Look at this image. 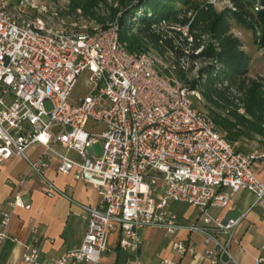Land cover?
<instances>
[{"label":"built area","instance_id":"obj_1","mask_svg":"<svg viewBox=\"0 0 264 264\" xmlns=\"http://www.w3.org/2000/svg\"><path fill=\"white\" fill-rule=\"evenodd\" d=\"M64 10L43 0H0V164L22 158L43 184V195L53 198L61 192L47 171L56 163L57 173L92 186L100 202L83 207L88 228L80 246L47 261L33 238L22 263L99 264L115 235L118 247L134 255L127 262L142 264L140 232L149 227L170 236L202 235L210 264H237L230 249L240 220L211 210L231 211L230 199L240 191L264 209V178L253 170L264 154L237 150L196 107L204 103L202 93L176 76L180 67L187 81L194 77L199 60L189 73V48L177 67L171 52H129L119 36L121 14L100 25L80 12L64 18ZM155 28L181 33L189 46L193 41L188 26L163 21ZM85 71L90 94L71 105L69 95ZM97 141L99 156L93 152ZM35 144L43 152L34 160L26 152ZM171 203L192 206L201 222L181 225ZM11 206L29 208L18 196ZM9 219L1 215L0 247ZM171 248L180 257L194 254L187 243ZM254 264H264V250Z\"/></svg>","mask_w":264,"mask_h":264},{"label":"crops","instance_id":"obj_2","mask_svg":"<svg viewBox=\"0 0 264 264\" xmlns=\"http://www.w3.org/2000/svg\"><path fill=\"white\" fill-rule=\"evenodd\" d=\"M232 143L244 154H264V146L258 142L243 140ZM42 152L43 148L35 144L29 147L26 155L35 160ZM56 165L54 163L48 168L47 176L61 194L50 198L43 195V184L22 158H12L0 164V220L2 214L10 215L6 237L0 247V264H23L22 252L32 244L33 238L38 241L40 258L47 261L82 243L88 228V215L83 207L98 206L100 197L92 186L57 173ZM253 170L259 178H264V158L254 162ZM17 196L28 209L11 206ZM254 199L249 192L240 191L230 199L231 211L211 210L212 216L240 220L236 228L237 244H232L230 249L237 264H254V259L264 250V209L255 205ZM172 204H176L175 207ZM170 209L181 225L201 222L197 219V210L190 205L171 203ZM140 235L142 244L137 258L142 264H163V261L171 264H210L203 256L208 246L202 235L178 231L170 236L161 229L149 227L144 228ZM176 241L189 244L194 248V254L180 257L173 253L171 246ZM108 248L110 252L104 253L99 264H131L127 259L134 255L118 247L117 236L110 235Z\"/></svg>","mask_w":264,"mask_h":264},{"label":"trees","instance_id":"obj_3","mask_svg":"<svg viewBox=\"0 0 264 264\" xmlns=\"http://www.w3.org/2000/svg\"><path fill=\"white\" fill-rule=\"evenodd\" d=\"M70 9H82L90 17H96L93 8L107 0H69ZM118 8L112 11L118 18L120 40L127 42L129 52L147 49L148 44L158 53H174V64L185 56L192 62L210 61L202 67L189 82L186 73L179 67L176 76L193 88L197 87L206 103L229 115V119L214 120L218 130L226 131L230 138L237 135H256L264 139V89L255 79H248L250 57L243 50L240 38L232 34L233 24L250 31L254 35V45L263 50L264 55V0H230L231 9L216 12L211 5L195 0H112ZM263 7L257 9V7ZM189 14V17H188ZM179 23L188 26V34L193 38L187 43L181 33L157 31L159 23ZM100 24L104 19L98 18ZM170 33V34H169ZM202 48L199 54L194 51ZM243 110V114L239 113ZM233 129L237 134H233ZM241 128V129H240ZM238 129V130H237ZM225 136V135H224ZM226 138V136H225ZM227 139V138H226Z\"/></svg>","mask_w":264,"mask_h":264},{"label":"rangeland","instance_id":"obj_4","mask_svg":"<svg viewBox=\"0 0 264 264\" xmlns=\"http://www.w3.org/2000/svg\"><path fill=\"white\" fill-rule=\"evenodd\" d=\"M44 2H47L48 4H56L61 7H63L65 10L63 12L64 18H71L74 15L78 14L80 12L81 15H83L86 19L89 20H95L98 24V18L104 19V23H107L108 21L112 19H116L117 17L113 18L112 16V11L116 8H118L117 4H115L112 0H107L106 3H98L94 8H93V13L96 14V17H90L87 16L83 13L82 9H75L72 11L70 9V1L69 0H43ZM198 3H202L205 5H211L212 8L218 13L221 11H224L225 9H231L232 10V5L230 3V0H195ZM251 3L254 2V0H247ZM121 14V13H119ZM118 14V15H119ZM189 17V14H188ZM100 24V25H103ZM173 24V23H171ZM175 24V23H174ZM178 25L182 26L181 24L177 23ZM176 24V25H177ZM177 33V32H176ZM232 34L240 38L243 44V50L249 55L250 57V67H249V72L247 74L248 79H255L256 81L260 82L263 84V89H264V55H263V50L257 49V47L254 45V35L250 31H245L243 28L240 26L233 24L232 27ZM148 48L152 49V51L155 52V50L152 48L151 45L148 44ZM147 48V49H148ZM197 69L194 70L192 73V76H196L197 72L204 67L203 62L199 61L196 64ZM90 73L88 71H85L81 74V76L78 78L76 82V86L73 88L69 95V102L71 105H76L79 100H83L85 97H87L90 94L91 88L87 86V83L89 82L90 78ZM47 108L48 105L46 106ZM196 107L202 109L205 113L211 116L212 119L217 120V116L220 117V119H229V115L224 112V110H220L216 107H213L209 103H206L204 100V103L201 104H196ZM240 114H243V110H239ZM242 112V113H241ZM241 129V128H240ZM232 131L233 134H237L232 128L227 130V131ZM238 130V129H237ZM220 133L225 135L226 138L229 141H243L247 140L248 142H258L259 145L264 146V139L263 141L254 135H251L249 137H245L242 135L237 136V138H230L229 135L226 134V131L222 130L220 128ZM102 151V146L101 142L97 141L93 145V152L95 153L96 156H99ZM259 154V153H257ZM176 204H172L173 207H175ZM104 256V253L102 257Z\"/></svg>","mask_w":264,"mask_h":264}]
</instances>
